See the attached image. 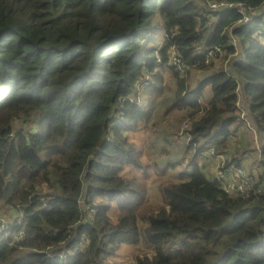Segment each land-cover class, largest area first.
I'll return each instance as SVG.
<instances>
[{"label":"trees","instance_id":"1","mask_svg":"<svg viewBox=\"0 0 264 264\" xmlns=\"http://www.w3.org/2000/svg\"><path fill=\"white\" fill-rule=\"evenodd\" d=\"M211 1L221 0H0V210L14 217L0 264H111L141 242L151 250L128 264H264V194H226L193 164L187 179L161 183L153 207L146 180L122 174L145 167L130 134L151 116L141 85L160 95L163 68L169 109L192 120L188 149L229 153L240 82L264 156V0H225L249 9L247 24ZM233 25L244 58L215 70L203 53H232ZM171 45L208 72L196 90L169 65Z\"/></svg>","mask_w":264,"mask_h":264},{"label":"rangeland","instance_id":"2","mask_svg":"<svg viewBox=\"0 0 264 264\" xmlns=\"http://www.w3.org/2000/svg\"><path fill=\"white\" fill-rule=\"evenodd\" d=\"M156 21L162 23L161 19H156ZM162 25L163 23L161 26ZM258 32L259 29H256L255 35ZM155 37L154 43L159 44L162 41V38H160L162 37V29L157 32ZM259 39L261 42H264L263 37H259ZM188 72L189 75L187 85L190 90H196L198 81L202 80L204 76L208 74L205 69L201 70L196 68H193ZM166 74H168L167 77H164L162 73L161 76L164 82H168L167 87L158 96L155 93L148 91L149 87L147 85L149 83H143V85H141L143 86V92L140 91V98L144 101V103L148 102L147 106L151 104V116L146 121L145 126L136 131L134 134H130V138L140 151L139 161L142 162L145 167L136 168L127 165L122 170V174L124 176L139 177L146 180L148 187V204L153 207L163 203L159 189L161 183L169 181L178 182L182 179H187L189 174H186V172L190 173L192 165L196 163L202 167L204 174L207 178H209V176H211L212 168L214 167L212 158L193 154V150L188 149V145L181 144L182 140L179 139V130L181 121L186 117V115H184L183 110L178 108L169 109V106L174 100V82L170 79L168 71H166ZM209 93L210 92L206 88L203 90L202 98H204L201 99L202 103H205ZM244 123L240 125L243 132L241 134L245 140H243V143L245 146L250 148L248 149V153L252 156V160H249L248 162L256 165L253 170L245 168L246 166L244 168L250 172H257L261 168V164L258 161L256 146V142L259 141V137L252 132V128L254 126L251 122ZM175 130H177V135H174ZM236 136V139H240L239 135L236 134ZM165 139L167 140L166 142H164ZM233 144V142L230 143L231 148L234 147ZM240 145L243 146L242 143H240ZM162 146H166L165 148L169 151L163 152L161 150ZM233 154H235L234 150L225 155L230 158ZM171 159L173 162H168V160ZM172 163L176 165L171 167L170 164ZM177 176H181V178H178ZM10 213L14 216L15 211H11ZM13 218L14 217H12V219ZM5 219H7V217ZM231 223L232 220L228 219L225 222V225H229ZM139 224L142 226L141 220L139 221ZM150 250L151 247L143 242H141L140 247L136 249L132 246L124 244L121 248L119 247L118 253H116L110 262L111 264H128L134 260L136 253L140 252L142 254L143 252H149Z\"/></svg>","mask_w":264,"mask_h":264},{"label":"built area","instance_id":"3","mask_svg":"<svg viewBox=\"0 0 264 264\" xmlns=\"http://www.w3.org/2000/svg\"><path fill=\"white\" fill-rule=\"evenodd\" d=\"M208 7L212 11H219L222 9H224L223 11H228L234 8L236 12L241 16V18L238 19L236 23L241 22L242 24H247L251 22L253 18L250 14L251 12H249V9L245 8L239 3L228 2L225 0L211 1L208 4ZM233 31L234 25L230 26V28L228 29V35L230 36V45L234 46V51L226 55L225 51L219 46L208 48L203 53L205 64L213 63V68L215 70L223 69L225 71H228L231 68L232 58H235V60L244 58L243 49L239 43V39ZM163 43L164 39L162 38V41L157 44V50H159ZM156 56L157 61H159L158 52L156 53ZM168 63L170 66H173L180 74H183L184 72L190 71L192 69L190 64H183V62L181 61V55L172 45L168 50ZM235 94V111L237 120L240 123L251 122L254 126L252 128V132L259 137V141L256 142V146L258 161L261 164L260 170L257 172H250L245 170L243 165L232 162L230 158L225 155V152L216 151L214 146L212 145H209L198 152H196V149L192 150L193 154L212 158L214 167L212 168L210 179L215 180L219 184V187L226 194L247 198L251 195L264 194V156L262 154L263 139L260 133L256 130L255 125L252 121L248 107L249 102L247 101L246 96L243 93L242 85L240 84V82H238L237 84ZM191 126L192 120L189 118L184 119L180 125L179 139L182 140L181 144L183 145L190 144ZM85 209L90 214H93L96 211V209L94 210L93 207H89L87 205H85ZM6 217L7 219H5ZM11 221L12 218H10L9 220V217L0 210V238H6L10 232H13L9 229V222ZM19 236H21V233L19 234Z\"/></svg>","mask_w":264,"mask_h":264},{"label":"crops","instance_id":"4","mask_svg":"<svg viewBox=\"0 0 264 264\" xmlns=\"http://www.w3.org/2000/svg\"><path fill=\"white\" fill-rule=\"evenodd\" d=\"M160 71H161V73L163 74V76L164 77H167L168 76V74H166V71H168V69H166V68H163V69H160ZM207 71H209V70H207ZM169 72V71H168ZM242 123H240L238 120H236V122H234L230 127L234 130L233 131V133H232V135H231V138H230V143L231 142H233L234 144V147L233 148H231V147H229V152H231V151H235V154H233L234 155V157L236 158V162L235 163H238V164H241V165H243L245 168H250V169H254L255 168V166L256 165H254V164H250L248 161L249 160H252V156L248 153V149H250V148H248V146H245L244 145V143H243V136H242V134L241 133H243L242 132V129L240 128ZM236 134L237 135H239V138L240 139H236L237 138V136H236ZM245 141V140H244ZM240 143H242V145L243 146H241L240 145ZM163 145H165V144H163ZM166 146H162V148H161V150L163 151V152H167V151H169L168 149H166L165 148ZM232 156V155H231ZM230 156V160L232 161V157ZM173 162V160L171 159V160H168V162ZM254 161V160H253ZM195 162V161H194ZM194 162H192V163H194ZM233 162V161H232ZM196 163V162H195ZM254 163V162H253ZM195 165H197L201 170H202V167L198 164V163H196ZM203 171V170H202ZM186 174H189V172H186ZM210 174V173H209ZM178 178H181V176H177ZM209 178H211V176H209ZM182 180H184V179H182Z\"/></svg>","mask_w":264,"mask_h":264}]
</instances>
